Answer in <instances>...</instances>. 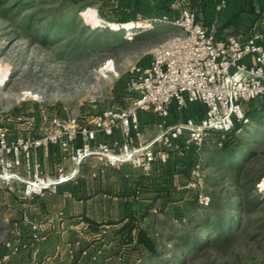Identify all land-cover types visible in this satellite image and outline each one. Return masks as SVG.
<instances>
[{
  "label": "rangeland",
  "instance_id": "rangeland-1",
  "mask_svg": "<svg viewBox=\"0 0 264 264\" xmlns=\"http://www.w3.org/2000/svg\"><path fill=\"white\" fill-rule=\"evenodd\" d=\"M13 1L0 4V125L9 129L21 127L25 132L47 126L53 115L89 120L107 107H119L118 95L122 92L128 105L132 100L126 90L130 69L135 63L147 62L151 47L174 29L166 19L178 15L186 4L185 0H29L21 8L18 7L22 4L6 11ZM120 17L127 21L113 20ZM147 19L153 21L140 27L134 23ZM109 62L113 68L108 67ZM258 102L255 99L244 107ZM171 117L185 119L183 109ZM236 135L239 142L232 154L238 159L244 155L239 172L228 169L231 156L215 146L213 136L205 138L200 146L181 149L182 155L171 154L164 164L172 160L182 161L184 166L199 162L206 171L205 191L216 195L231 191L234 183L242 185L249 176L257 179L254 189L264 199V193L256 186L264 175V115L258 114L255 120L246 122ZM150 188L153 190L138 193L140 202L136 203L134 216L124 222L123 231H93L90 251L106 254L104 264H119L114 259L106 262L115 253L128 251L123 232L130 223L156 233L163 245L161 232L188 231L178 218L204 209L194 208V192L177 188V184L171 186L175 194L168 196L173 198L162 197L161 201L156 197L163 196L165 188ZM9 197L12 194L1 186L0 248L11 231H16L14 215L21 208L17 194L13 195L17 203L8 201ZM153 207L155 211H148ZM28 216L24 215L26 221ZM241 225L242 233L231 244L229 241L218 249L191 254L185 264H246L263 258L264 200L244 214ZM165 243L166 250L159 260L172 255L167 250L172 247L171 242Z\"/></svg>",
  "mask_w": 264,
  "mask_h": 264
},
{
  "label": "built area",
  "instance_id": "built-area-1",
  "mask_svg": "<svg viewBox=\"0 0 264 264\" xmlns=\"http://www.w3.org/2000/svg\"><path fill=\"white\" fill-rule=\"evenodd\" d=\"M223 5L224 0H220L218 7ZM150 21L153 20L134 23L140 27ZM166 22L174 29L151 47L146 63H135L130 69L126 90L132 100L125 107L112 106L99 111L89 119L90 125H81L75 116L53 115L50 128L42 134L11 136L0 125V187L10 188L17 182L27 197L57 193L59 185L72 180L83 159L90 155L104 157L109 166L128 163L148 172L154 161H168L174 141L185 134L187 144L200 146L205 138L213 136L215 146L221 147L225 134L238 121H247L244 104L264 94V32H255L245 40L217 35L188 6ZM172 103L178 111L190 103H201L204 114L198 121L187 117L168 122ZM140 110L153 111L161 117L157 132L146 141L140 140L143 137ZM115 130L120 131L121 138L112 145L100 143L96 148L87 145L96 133L111 135ZM78 134L85 144L71 148L75 167L70 172H64L62 167L57 168V175L39 170L33 161L37 149L52 144L66 148ZM205 179V169L199 162H193L186 187L203 207L211 201V195L205 191ZM263 181L264 175L256 185L262 194ZM27 221L32 230H38L35 221ZM17 249L14 247L5 258Z\"/></svg>",
  "mask_w": 264,
  "mask_h": 264
},
{
  "label": "crops",
  "instance_id": "crops-1",
  "mask_svg": "<svg viewBox=\"0 0 264 264\" xmlns=\"http://www.w3.org/2000/svg\"><path fill=\"white\" fill-rule=\"evenodd\" d=\"M185 1V6L195 11L197 19L206 27L214 28L217 35H233L245 40L255 32H264V0H224L221 7H218L220 0ZM262 43L264 44V39ZM169 109L167 121H178L171 117L178 111L175 103ZM183 112L185 118L198 121L204 114V106L201 103H190ZM138 117L143 134L140 140L146 141L157 132L161 117L153 111L143 110L138 111ZM79 123L90 125L89 120L80 119ZM6 128L11 136L42 134L50 128V122L45 127L36 128L34 132L21 131V127ZM186 136L185 134L174 141L170 149V152L175 150L170 153L172 157L182 155L181 149L194 145L186 143ZM120 138L119 130L111 135L98 132L87 145L90 148H96L100 143L112 145L113 141ZM83 144L85 143L78 134L66 148L59 144L40 147L33 153V161L45 174L57 175L59 167L64 172H70L75 167L71 160V148L81 147ZM190 164L184 166L179 160L164 164L156 160L148 172H143L128 163L109 166L104 157L90 155L83 159L79 172L72 180L59 185L57 193L45 192L43 195L27 197L22 194V185L14 182L7 188L12 194L8 201L16 202L13 195L17 194L21 208L14 215L17 220L13 224L16 231H11L8 240L0 248V264H104L106 254L102 255L99 250V253L90 251L93 245H89V239L93 231H123L121 229L124 222L135 214L140 190H153L150 188L153 186L165 188L163 196L156 197L157 201H161L162 197V200L173 198L168 196L175 194L172 191L175 188H171L174 184H177V188L187 189ZM145 184L146 187H141ZM184 193L185 190L182 192L185 196ZM151 210L156 209L153 207L148 211ZM26 214L29 215L28 220L37 223L38 230H32L24 217ZM14 247H18L17 251L5 258L4 255ZM246 264H264V257Z\"/></svg>",
  "mask_w": 264,
  "mask_h": 264
},
{
  "label": "trees",
  "instance_id": "trees-1",
  "mask_svg": "<svg viewBox=\"0 0 264 264\" xmlns=\"http://www.w3.org/2000/svg\"><path fill=\"white\" fill-rule=\"evenodd\" d=\"M30 2L29 0H14L8 5L6 11L13 10L22 4L18 7L21 8ZM6 3L7 0H0V4ZM113 20L118 22L127 21L124 17L114 18ZM120 94L118 95L121 100L119 107H125L127 105L124 101L126 95L124 92ZM255 99H259L256 105L243 108L247 121H238L235 128L225 134L222 139V146H216L222 153L231 156L228 160L231 164L228 169L236 172L242 169L244 160V155L238 159L232 154L233 148L239 142L236 133L242 130L246 122L255 120L258 114L264 115V94ZM253 100L246 102L244 105L247 106ZM256 180L249 179L248 176V178H244L242 185L234 183L232 190L225 192L223 195H216L215 192H212L209 205L204 206L201 213L193 211L186 214V217L178 218L188 227V231L160 233V238H165L163 239V245H160L161 240H158L156 233H150L146 229L137 228L136 225L130 223L123 232V241L128 244V251L124 254L115 253L112 256L113 258L111 257L106 263H110L114 259L119 264H185L186 258L191 254H198L210 248L218 249L221 244L229 241L231 244L235 237L242 233L240 230L244 214L260 205L264 200L263 197L261 198L262 195H257L258 193L254 189ZM193 198L195 200L194 208L200 206L196 201L195 194ZM145 215L146 213L142 217ZM165 241L171 242L172 247L167 248V250L172 251V255L168 259L159 260L166 250Z\"/></svg>",
  "mask_w": 264,
  "mask_h": 264
},
{
  "label": "bare ground",
  "instance_id": "bare-ground-1",
  "mask_svg": "<svg viewBox=\"0 0 264 264\" xmlns=\"http://www.w3.org/2000/svg\"><path fill=\"white\" fill-rule=\"evenodd\" d=\"M109 68H113V64L111 62H109V65H108ZM106 68V66H105ZM262 184H264V181L262 182Z\"/></svg>",
  "mask_w": 264,
  "mask_h": 264
},
{
  "label": "water",
  "instance_id": "water-1",
  "mask_svg": "<svg viewBox=\"0 0 264 264\" xmlns=\"http://www.w3.org/2000/svg\"><path fill=\"white\" fill-rule=\"evenodd\" d=\"M264 195V194H263Z\"/></svg>",
  "mask_w": 264,
  "mask_h": 264
}]
</instances>
